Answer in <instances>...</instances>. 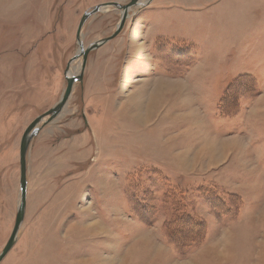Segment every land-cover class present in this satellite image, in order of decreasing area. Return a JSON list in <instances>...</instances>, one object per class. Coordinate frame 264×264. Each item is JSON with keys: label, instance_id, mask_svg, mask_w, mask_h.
Returning <instances> with one entry per match:
<instances>
[{"label": "rangeland", "instance_id": "374dc122", "mask_svg": "<svg viewBox=\"0 0 264 264\" xmlns=\"http://www.w3.org/2000/svg\"><path fill=\"white\" fill-rule=\"evenodd\" d=\"M129 1L0 0V253L21 204L22 135L82 72L81 57L70 62L80 46L111 36L121 11L90 16L78 41L81 17ZM127 15L88 54L58 116L38 125L23 222L0 264H264V0H138ZM161 77L152 93L191 83L171 97L182 111L171 124L197 117L165 146L154 140L161 115L147 131L129 106ZM153 97L157 107L161 90L139 100ZM213 146L212 164H194Z\"/></svg>", "mask_w": 264, "mask_h": 264}, {"label": "water", "instance_id": "95a60500", "mask_svg": "<svg viewBox=\"0 0 264 264\" xmlns=\"http://www.w3.org/2000/svg\"><path fill=\"white\" fill-rule=\"evenodd\" d=\"M137 5H138V0H130L129 3H127L125 5H120L118 3H105V4H101L99 6L94 7L89 13L84 14L81 17L80 22L78 24L77 36H76L78 41H79V35H80L81 30H82V27L90 16L97 14L102 9H105L107 7H113L115 9L121 11L120 21H119L118 25L116 26L115 32L111 36H109L108 38H105L99 42H96L94 44H91L87 48H83V46H80V50H79L78 54L72 60H70V62L81 57L82 58V65H81L82 72L78 76H68V75L65 76L66 89H65L64 94L62 95L60 101L58 102V104L54 108H52L51 110L47 111L42 116H39L35 120H33L29 124V126L26 128L24 134L22 135V138L20 140V145H19L20 202H21V204H20L16 219H15V223H14V227L12 229L11 235H10L7 243L5 244L4 248L2 249V251L0 253V262L5 258V256L9 253V251L15 245L16 240H17V234H18L20 226L23 222L24 210H25V197H26V181H25L26 155H27L29 143L31 142V140L34 138V136L37 134V132L39 130L38 125L41 123H43V124L50 123L53 119H55L58 116V114L61 112V110L63 109V107L67 103V100L69 99V96L71 95L74 84L82 81L83 70L85 68V64H86L88 54L91 51H93V50L99 48L100 46L104 45L105 43L111 41L120 33L124 24H125V21L127 19L128 11L130 10V8L136 7ZM69 63H68V65H69ZM47 117H48V119L45 121L44 119Z\"/></svg>", "mask_w": 264, "mask_h": 264}, {"label": "crops", "instance_id": "0c3cea01", "mask_svg": "<svg viewBox=\"0 0 264 264\" xmlns=\"http://www.w3.org/2000/svg\"><path fill=\"white\" fill-rule=\"evenodd\" d=\"M188 77H192V75H190ZM161 79H163V78L162 77L159 78L154 84H152L150 90H142V91L140 90L137 93H135L133 95V97L131 98V100L129 101V106H130V118H132V121H134V122L136 121L135 122V123H137L136 125L140 126L141 129H144V130H147V131H149L150 128L152 127L149 124L152 123L153 121L157 120L158 117L161 115V120L158 123H159V125L163 126L162 130H161L162 132L160 133V135L155 136L154 140H160L161 145L165 146V145H167L169 143V140L171 139L170 137H171L172 134H174V132H175V134H178L176 140H183V138L186 136L184 130L185 129L188 130L189 127H191L192 124H193V127H195L196 120H194V117H196V116L194 114V117L193 116L192 117H188V118L185 117L183 120H181L182 121L181 123H176L177 125H175V123H173L174 125L171 124V121H175L173 117H176L177 115L182 113V111H178L177 108L171 110L175 106L174 105L171 108L169 107L170 103H171V97H174V96L177 97L179 95L184 96L186 91L189 90L188 88H189V86H191V83L188 82V83H186L188 86H185V85H183L184 83H182V84H180V83L170 84V82H167L168 81L167 80L166 82L158 83L157 86H156V89H155V93H152L154 91V87H155L156 83L159 80H161ZM207 79L208 78H206L205 81H207ZM163 80H165V79H163ZM198 80H199V86L202 87L205 81L203 80L204 82L201 83L200 78ZM173 82H176V81H173ZM181 82H183V81H181ZM169 86H171V89H172V86H173V88L176 87L174 89V90H176V95H170V93L167 94V87L169 88ZM180 88H182L183 90H180ZM160 90H161V93H163V97H162L163 100L157 105V107L152 109L151 114L148 117L146 116L145 113L143 114V116H140L141 114L137 115V113H136L137 112L136 111L137 106L136 105L140 102L139 98L141 97V95H142L143 100H145L146 97H147L146 99H148L149 97H151V96L155 95L156 93H158ZM132 99L134 101H132ZM176 101H175V103H176ZM181 105H183L184 108H185V102H183V104H181ZM183 106L181 107V110H183ZM189 109H191V106H189ZM164 111H165V113H163ZM136 115L140 116L141 120H138ZM159 125H157V126H159ZM200 136H201V134H200ZM140 137L141 136H139L138 138H140ZM203 139L206 140L208 138L207 137H204V138L202 137L199 140H203ZM165 140H167V141H165ZM184 140H198V139H195L194 136L191 135V136L187 137ZM213 140H215V139H213ZM208 143L213 145L214 141H211V140L207 141L206 144H208ZM149 149L150 148H148V149L145 148L144 150L147 152V154L150 155L151 152L148 151ZM152 149L155 150V148H153V147L151 148V150ZM200 151L195 153L194 164H197V162L202 163V162H205V161H207L206 162L207 164H212L217 159V154H215L216 153V148L214 149V146H213V150H211V151H213V153L210 156L206 155V153H205V155H201V154H199ZM150 160H152L153 163L155 162V163H157V164H159L161 166H163L162 164H164V162H162L163 158H160V157H158L157 160H153V159H150ZM183 170H185V169H183ZM261 216L262 217H259V218H262L263 221H264V210H263ZM249 222H250V220H249Z\"/></svg>", "mask_w": 264, "mask_h": 264}, {"label": "bare ground", "instance_id": "6f19581e", "mask_svg": "<svg viewBox=\"0 0 264 264\" xmlns=\"http://www.w3.org/2000/svg\"><path fill=\"white\" fill-rule=\"evenodd\" d=\"M71 74V73H70ZM169 91H175V90H169ZM176 92V91H175ZM169 93V92H168ZM167 93V94H168ZM155 99V97H153V99H151L152 100V103H150V102H148L147 104H145V105H143V103L140 101L136 106H137V108H136V110H139V111H141L143 114L145 113L146 115H150L151 114V111H152V109H154L155 108V104H153V100ZM152 104V105H151ZM138 115V114H137ZM136 115V117H137V119L138 120H141V118H140V116H143V115H140V116H137Z\"/></svg>", "mask_w": 264, "mask_h": 264}, {"label": "trees", "instance_id": "16d2710c", "mask_svg": "<svg viewBox=\"0 0 264 264\" xmlns=\"http://www.w3.org/2000/svg\"><path fill=\"white\" fill-rule=\"evenodd\" d=\"M173 223H176V222L172 221V224H173Z\"/></svg>", "mask_w": 264, "mask_h": 264}]
</instances>
